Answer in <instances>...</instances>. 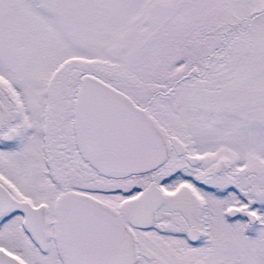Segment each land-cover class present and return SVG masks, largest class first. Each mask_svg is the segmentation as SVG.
I'll list each match as a JSON object with an SVG mask.
<instances>
[{
  "label": "snow or ice",
  "instance_id": "1",
  "mask_svg": "<svg viewBox=\"0 0 264 264\" xmlns=\"http://www.w3.org/2000/svg\"><path fill=\"white\" fill-rule=\"evenodd\" d=\"M0 264H264V0H0Z\"/></svg>",
  "mask_w": 264,
  "mask_h": 264
}]
</instances>
